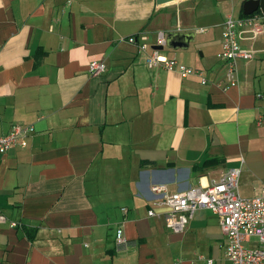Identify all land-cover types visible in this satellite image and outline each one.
<instances>
[{"label": "crops", "instance_id": "0c3cea01", "mask_svg": "<svg viewBox=\"0 0 264 264\" xmlns=\"http://www.w3.org/2000/svg\"><path fill=\"white\" fill-rule=\"evenodd\" d=\"M245 1L0 0V135L34 129L0 155V209L17 224L0 222V264H229L217 216L199 208L174 233L151 187L172 194L240 166L242 197L264 186L260 9L263 32L238 42L254 57L221 89L223 23L246 16ZM158 32L160 51L205 84L148 68L123 40L143 33L151 51ZM92 60L105 64L98 76Z\"/></svg>", "mask_w": 264, "mask_h": 264}, {"label": "built area", "instance_id": "2783aa9c", "mask_svg": "<svg viewBox=\"0 0 264 264\" xmlns=\"http://www.w3.org/2000/svg\"><path fill=\"white\" fill-rule=\"evenodd\" d=\"M222 32L221 50L218 54L227 63L225 83L221 87L225 90L237 84L238 60L248 61L254 57V51L244 49L239 45L243 35L249 33L253 39L263 32L262 23L258 15L251 14L239 18L227 16ZM145 34L132 35L124 38L127 43L137 47L138 52L145 54V64L148 68L162 67L168 71H176L181 77L198 76L202 84L206 78L198 69L179 65L174 59L168 58L157 48L148 51ZM165 38L158 32L157 46H164ZM105 70L102 61L92 60L88 65L90 76H98ZM219 86V84H217ZM259 96V95H258ZM34 131L32 126L13 125L11 129L0 135V155L11 147H25L27 138ZM241 166L230 168L217 179H212L205 186L191 187L169 194L163 184L152 185L157 205L168 208L162 214L164 226L174 233H182L187 229L194 212L199 208L210 210L219 220L220 229L225 239V258L229 264H264V186L252 197L244 198L238 191V179ZM121 210L125 211L124 208ZM149 217H160L153 210L147 211ZM0 222H8L10 227H16L13 221H8L0 209ZM254 237L257 246L245 245L248 239ZM122 228L115 231V244L125 245ZM211 263V260L208 261Z\"/></svg>", "mask_w": 264, "mask_h": 264}, {"label": "water", "instance_id": "95a60500", "mask_svg": "<svg viewBox=\"0 0 264 264\" xmlns=\"http://www.w3.org/2000/svg\"><path fill=\"white\" fill-rule=\"evenodd\" d=\"M165 1H170V0H157V3H162ZM258 9H260L264 13V0H247L243 3V14L246 16L251 15ZM155 48L161 50L162 46H157Z\"/></svg>", "mask_w": 264, "mask_h": 264}]
</instances>
